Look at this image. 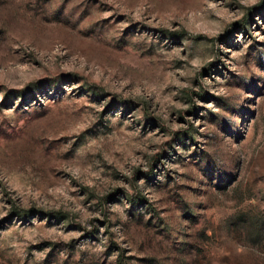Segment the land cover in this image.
I'll list each match as a JSON object with an SVG mask.
<instances>
[{
	"label": "rangeland",
	"instance_id": "rangeland-1",
	"mask_svg": "<svg viewBox=\"0 0 264 264\" xmlns=\"http://www.w3.org/2000/svg\"><path fill=\"white\" fill-rule=\"evenodd\" d=\"M0 264H264V0H0Z\"/></svg>",
	"mask_w": 264,
	"mask_h": 264
},
{
	"label": "trees",
	"instance_id": "trees-1",
	"mask_svg": "<svg viewBox=\"0 0 264 264\" xmlns=\"http://www.w3.org/2000/svg\"><path fill=\"white\" fill-rule=\"evenodd\" d=\"M21 216H25V215L23 214V215H21Z\"/></svg>",
	"mask_w": 264,
	"mask_h": 264
}]
</instances>
